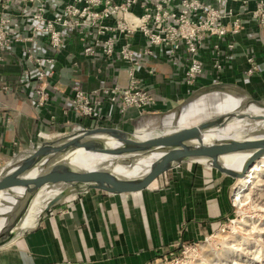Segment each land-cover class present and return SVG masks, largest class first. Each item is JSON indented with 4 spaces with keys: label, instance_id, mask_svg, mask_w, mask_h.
<instances>
[{
    "label": "crops",
    "instance_id": "0c3cea01",
    "mask_svg": "<svg viewBox=\"0 0 264 264\" xmlns=\"http://www.w3.org/2000/svg\"><path fill=\"white\" fill-rule=\"evenodd\" d=\"M228 1L240 17L241 30L234 38L229 35L222 39L203 37L198 52L202 72L191 89L181 81L185 53L172 56L161 48H154L153 55L144 59L138 53L145 45L144 40L134 34L131 47L141 60L137 76L148 90L150 112L140 113L135 109L121 112L119 106L104 103L99 113L101 123L130 133L138 129L153 133L161 129L163 121L176 123L194 105L200 112L193 118L201 117V122L240 111L247 98L263 101L264 28L246 14L241 6L244 0ZM256 1L264 4V0ZM65 44L64 50L55 56L54 76L50 80L59 90H48L49 102L44 108L35 104L31 85L20 84L24 70L32 72V67L24 62L20 47L12 46L3 53L0 86L5 85L7 91H0L3 119L0 167L22 159L44 141L77 128L94 126L92 120L69 112L71 85L77 84L84 91L104 82L126 85V63L118 59L112 64L86 59L82 54V40L73 35L65 39ZM30 48L36 56L51 54L42 36H36ZM248 57L253 58L257 71L247 78L244 73ZM147 71L153 74L148 75ZM246 105L243 111L248 115L264 112V107ZM168 111L173 113L165 115ZM189 119L186 117L185 122ZM245 123L234 120L227 127L236 125L235 129H239ZM225 129L217 128V131L223 134ZM160 178L137 193L109 195L90 190L66 197L34 230L0 248V264H151L206 239L231 216L232 179L198 164H183L180 172L171 178L173 187L157 189L155 184Z\"/></svg>",
    "mask_w": 264,
    "mask_h": 264
},
{
    "label": "built area",
    "instance_id": "2783aa9c",
    "mask_svg": "<svg viewBox=\"0 0 264 264\" xmlns=\"http://www.w3.org/2000/svg\"><path fill=\"white\" fill-rule=\"evenodd\" d=\"M251 2L244 0L241 6L257 26L264 28V4ZM228 3V0L208 3L202 0H0V63L5 51L15 45L20 47L24 62L32 67L31 73L24 70L20 84L31 85L30 94L40 108L48 105V90H59L50 83L54 76L52 66L70 35L82 40L86 59L111 64L118 59L126 63L127 82L123 87L104 82L90 91L77 84L68 88L69 112L92 120L93 127L104 126L99 114L104 103L119 106L121 112L126 109L150 112L148 90L137 76L141 60L131 47L134 34L144 40L145 45L138 52L144 59L153 55L154 48L172 56L185 53L181 81L191 89L202 72L198 52L203 37L234 38L241 30L240 17ZM36 36L44 37L51 54H32L30 44ZM228 47H232V42ZM246 63L244 74L248 78L256 73L257 67L252 57ZM147 74L153 73L147 71ZM0 91H7V87L0 86ZM2 120L0 115V124Z\"/></svg>",
    "mask_w": 264,
    "mask_h": 264
},
{
    "label": "water",
    "instance_id": "95a60500",
    "mask_svg": "<svg viewBox=\"0 0 264 264\" xmlns=\"http://www.w3.org/2000/svg\"><path fill=\"white\" fill-rule=\"evenodd\" d=\"M250 103L264 105L250 100ZM240 111L219 114L187 128L138 138L134 132L97 126L70 131L44 141L27 156L0 167V195L15 197V215L0 233V248L19 235L32 231L53 207L68 196L90 190L109 195L137 193L148 189L163 174L182 164L208 167L232 180H241L247 170L264 158V129L252 137L213 138L208 132L225 128L234 120L264 123V117ZM91 158V165H76V157ZM94 156L102 159H95ZM242 158L239 171L227 169L222 161ZM145 161V164L142 162ZM137 171L119 175L113 167ZM47 202L34 227L17 230V225L38 199Z\"/></svg>",
    "mask_w": 264,
    "mask_h": 264
},
{
    "label": "rangeland",
    "instance_id": "374dc122",
    "mask_svg": "<svg viewBox=\"0 0 264 264\" xmlns=\"http://www.w3.org/2000/svg\"><path fill=\"white\" fill-rule=\"evenodd\" d=\"M250 100L253 99L247 98L245 103H250ZM259 103L264 105V100ZM246 104L244 108H246ZM199 112L200 109L194 105L185 114L181 115L176 123H172L170 120L163 121L160 130L150 133L138 129L135 134L138 137H153L167 130L192 127L201 120V117L193 118ZM169 113H173V111H168L165 115ZM186 117L190 118L187 122H185ZM257 117H264V112L257 115ZM229 127H226V133L222 134L219 131L217 133L229 138L252 137L257 134V130L264 129V123L249 124L246 122L239 129H235L237 128L236 125H232L231 129H228ZM182 165L166 172L164 177L161 176L160 180L155 184L157 189L167 188L168 186L173 187V184L170 182L171 178L180 172ZM199 166L212 170L208 167ZM243 179L232 180L230 194L232 211L231 216L225 223L219 226L206 239L189 246H184L180 249L179 253L175 254L176 252H174L171 256L166 255L164 258L151 264H264V169L247 188L243 206H238L233 201V195ZM46 202L47 198L42 197L33 204L32 212L27 219V227L31 228L36 225Z\"/></svg>",
    "mask_w": 264,
    "mask_h": 264
},
{
    "label": "bare ground",
    "instance_id": "6f19581e",
    "mask_svg": "<svg viewBox=\"0 0 264 264\" xmlns=\"http://www.w3.org/2000/svg\"><path fill=\"white\" fill-rule=\"evenodd\" d=\"M178 129H181V128L167 130L166 132L172 131V130H178ZM217 132H218L217 129L211 130L208 132V136L213 137L215 139H217V138H221V139L229 138V137H223L220 134H218ZM149 137H151V136H149ZM138 138L143 139V138H147V137H138ZM233 138H235V137H233ZM92 159H93L92 161H94L95 159L99 160L102 158H98L97 156H94V158H92ZM242 161H243L242 158H235L234 157V158H229L227 160H224V161H222V163L227 169L239 171V169L242 165ZM89 163L92 164L90 157H85L83 155H79L76 157V162H75L76 165L89 166V165H91ZM142 163L145 164V161ZM263 169H264V158H262L261 160L256 162L254 165H252L247 170V172L243 176L244 179L242 178L243 179L242 183L235 190L234 195H233V201L236 205L243 206V202L245 201V196H246L245 193L247 191V188L249 187L250 184H252L253 180H255L257 178V176L259 175V173L262 172ZM136 171H137V169H135L134 171L133 170L128 171L127 169H124L121 167H116V166L113 167L114 173L119 174V175H124V176L133 175ZM14 198L15 197H13V196L0 195V233L8 225L9 220L7 218H11L12 216H14L16 214L15 213L16 211L14 210V204H15ZM32 209H33V206L31 207L30 211L26 214V216L17 225V230L20 231V230H25V229L29 228V227H27V219L29 217V214L32 212Z\"/></svg>",
    "mask_w": 264,
    "mask_h": 264
},
{
    "label": "trees",
    "instance_id": "16d2710c",
    "mask_svg": "<svg viewBox=\"0 0 264 264\" xmlns=\"http://www.w3.org/2000/svg\"><path fill=\"white\" fill-rule=\"evenodd\" d=\"M179 251H180V249H178L175 254L179 253Z\"/></svg>",
    "mask_w": 264,
    "mask_h": 264
}]
</instances>
